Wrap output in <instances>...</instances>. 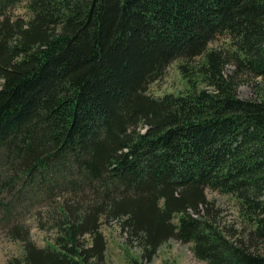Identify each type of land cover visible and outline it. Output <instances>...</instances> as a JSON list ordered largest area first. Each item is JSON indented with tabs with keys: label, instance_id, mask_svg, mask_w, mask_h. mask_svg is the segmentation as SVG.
<instances>
[{
	"label": "trees",
	"instance_id": "trees-1",
	"mask_svg": "<svg viewBox=\"0 0 264 264\" xmlns=\"http://www.w3.org/2000/svg\"><path fill=\"white\" fill-rule=\"evenodd\" d=\"M223 35L234 75L209 49ZM177 61L190 90L151 96ZM245 74L264 80V0H0V215L24 249L7 264H105L114 223L146 262L176 240L208 264H264V99L239 97ZM208 189L240 202L244 240ZM32 207L44 248L14 224Z\"/></svg>",
	"mask_w": 264,
	"mask_h": 264
},
{
	"label": "rangeland",
	"instance_id": "rangeland-1",
	"mask_svg": "<svg viewBox=\"0 0 264 264\" xmlns=\"http://www.w3.org/2000/svg\"><path fill=\"white\" fill-rule=\"evenodd\" d=\"M15 16H20L25 19L28 18V12L25 9V4H20L13 10ZM210 50L223 52L224 55L233 56L236 53L235 43L227 36H219L213 43L210 44ZM228 60L232 62L230 58ZM203 59H196L190 67L199 68ZM184 61H177L170 65L165 75L158 81L149 86L148 93L155 98H162L165 95H184L190 90L189 83L184 79L179 69L180 65H185ZM236 71L235 65L229 63L225 66V73L227 75H234ZM2 81H0L1 86ZM198 89H210L205 86L201 81L197 83ZM238 95L241 99H264V80L262 78H254L251 75L245 74L238 78ZM208 200L214 205L218 212V225L227 234L228 230L236 233L235 239L246 238L248 232L251 230L250 224L241 216L240 202L232 195H224L219 192L208 189L206 191ZM15 208V207H14ZM20 209V208H19ZM16 209L14 217L20 220L18 224L23 229L31 230V237L39 247H46L52 243L55 234L40 230L37 227L36 211L34 207L26 211ZM44 213L47 210H43ZM0 214H3L0 212ZM22 214V215H21ZM53 213H49L44 221L49 225L52 222ZM0 215V264H7L14 258H23L24 249L19 241H14L9 238L8 229L10 224L7 221H1ZM17 221V220H15ZM50 231V230H49ZM102 232L105 235L108 243L106 252L105 264H134L138 261L143 264H208L198 260L192 251V245L182 244L176 240H170L158 250V254L151 262L143 261L141 258L142 252L139 248L131 247L121 235L118 223L110 226L104 225ZM234 239V240H235ZM246 240V239H245ZM264 253V247L260 248Z\"/></svg>",
	"mask_w": 264,
	"mask_h": 264
}]
</instances>
